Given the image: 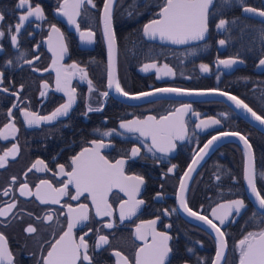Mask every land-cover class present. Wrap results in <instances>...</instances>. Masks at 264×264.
I'll return each instance as SVG.
<instances>
[{"label": "flooded vegetation", "instance_id": "af4514ba", "mask_svg": "<svg viewBox=\"0 0 264 264\" xmlns=\"http://www.w3.org/2000/svg\"><path fill=\"white\" fill-rule=\"evenodd\" d=\"M17 2L18 0H0V11L5 14V20L0 22V31L5 33L0 37V73H3L0 77V130H4L7 124H14L16 129L7 140L0 138V155L13 144L18 149L14 157L9 156L6 165L0 168V208L12 202L16 204L7 217H0V233L7 239L14 264H39L50 244L67 229L68 208L65 205L79 208L80 204L88 205L89 220L73 231L77 238L88 233L85 239L89 244L88 254L92 258V264H117L118 258L113 254L116 251L127 256L131 264L136 250L144 243L137 239V225L157 217L159 220L156 230L167 232L172 237L169 241L172 248L171 264H213L215 237L211 231L182 212L178 199L180 181L195 153L212 136L237 131L247 137L243 125V121H246L226 103L215 99L159 97L131 103L117 99L108 88L109 67L101 18L104 0H92L95 7L86 2L82 5L80 15L76 17L80 31L57 11L63 0H30L33 6L40 5L45 19L36 20L31 17L19 33L15 32V24L25 10L16 9ZM162 2L163 0L113 2L115 79L124 91L135 94L156 88L218 89L233 94L264 117V66H259V60L264 58V20L242 12L244 7L264 10V0H244L243 4L240 0H214L209 9V31L205 39L182 46L155 42L144 34V25L157 18ZM221 19L227 23L223 29H217L216 25ZM51 25H55L63 34L67 52L62 59L59 56L58 36L51 32ZM88 31L95 33L92 43L80 38V32ZM11 35H17L16 45L12 44ZM220 40H224L225 44L220 45ZM54 52L57 53L55 56ZM230 58L237 60L231 68L217 63L218 60ZM202 63L209 65L208 72L201 71L199 66ZM73 64L78 67L73 69L70 67ZM146 64H155L156 67L144 71ZM164 65L172 69V75H163ZM81 68L87 73L86 76L79 71ZM157 69L162 71L158 73ZM57 71L60 72L63 91L57 89ZM45 83L47 88L43 87ZM5 88L8 89L7 92L3 91ZM70 90H74L75 99L67 115L50 122L41 121L39 125L29 126L26 123L24 111L49 116L60 105L68 102L66 92ZM105 91L109 95L101 96L100 93ZM41 92H44L43 96ZM183 104L191 105V110L184 116L187 135L184 140L176 141V148L167 154L156 152L155 149L148 151L151 146L150 138L120 128V123L124 121L143 120L148 116L159 119ZM89 107L100 108L101 111L89 112ZM209 119L219 120L220 123L206 129L196 127L201 120ZM107 131H111L112 135L104 136L103 133ZM257 132L264 135L258 130ZM93 140L104 143L105 147L100 149V153L110 162L126 160L125 175L144 177L145 183L136 195V199L143 200L144 203L135 215L120 219V205L129 198L115 187L107 197L112 206L111 216H97L87 193L78 200H72L70 197L76 194L73 185H69V195L62 197L59 204H41L34 195H20L21 185L24 183L33 192L41 180H48L54 187H62V182H66L68 177L60 174L59 165H64L66 172L71 171V158L84 148L94 147L91 144ZM249 142L251 143L250 140ZM232 143L235 142H221L207 155L191 174L184 193L188 206L193 211L208 216L218 226L219 222L210 214L211 208L227 199L244 200L246 208L241 210V214L237 216L233 213L225 225L221 226L227 241L221 264H239V240L248 231H258L264 227L261 211L254 207L245 194L243 182L242 192L235 190L238 188L235 183L238 182L239 170L233 162L231 165L226 161V167L222 168L214 166L215 170L212 172L202 169L209 158L212 162L224 161L223 152ZM133 147L139 148L140 153L129 159ZM37 160H43L47 169L28 171ZM172 165L176 167L169 172ZM260 169L258 164L256 167L255 160V182L259 191L261 184L264 186ZM240 175L243 181V160ZM218 176L220 179H217ZM221 181L224 182L222 188L228 191L227 195H223L220 188H217L218 192H206L203 189V185L207 186L209 182L221 184ZM44 187L41 186L42 189ZM5 190L7 195L3 194ZM157 193L160 195L157 196ZM214 195H217V199ZM261 195L264 194L261 192ZM128 206L125 205V209ZM173 208L176 209L175 212H171ZM165 209L169 210V215L164 214ZM253 213L257 214L254 219ZM49 214L53 216L50 222L44 220ZM109 223L113 225L111 228L106 227ZM29 225L37 231L27 233L25 229ZM146 228L145 225L141 230ZM100 235L107 236L109 243L96 248Z\"/></svg>", "mask_w": 264, "mask_h": 264}, {"label": "snow or ice", "instance_id": "6c2138e0", "mask_svg": "<svg viewBox=\"0 0 264 264\" xmlns=\"http://www.w3.org/2000/svg\"><path fill=\"white\" fill-rule=\"evenodd\" d=\"M95 4L92 0H63L57 9L60 15L67 17L68 23L76 26V30L80 31V26L76 22V17L80 15V9L84 3ZM213 0H163L159 5V12L157 18L152 19L148 24L144 25V34L151 39L159 38L161 41H167L176 45L188 44L192 41H202L205 39L206 34L209 31V8ZM244 0H240L243 4ZM112 4L113 0H104L103 9V36L107 41L108 55H109V78L108 88L115 86L116 92L120 95L129 97V93L124 91L119 81L115 79L114 67H115V49H116V34L112 27ZM16 9H24L25 11L19 15L18 22L15 24V32L19 33L21 28L24 26L26 21H29L31 17H35L36 20L45 19L43 9L39 4L33 6L30 0H18L15 5ZM244 12L256 13L260 17H264V10H258L252 7H244ZM5 20L4 12L0 11V22ZM226 20L221 19L216 25L217 29H223ZM11 31V28L9 29ZM51 32L57 34L59 40V56L62 59L64 53L67 52L66 46L63 44V34L60 33V29L55 25H51ZM5 33L0 31V37H3ZM95 33L92 31L80 32V38L82 41L92 43L94 40ZM52 35H49V41H51ZM11 42L13 45L17 43V35H11ZM220 45H224L225 41L220 40ZM54 56L57 54L53 53ZM31 64V61H26ZM242 62V61H240ZM9 64L11 61L8 62ZM219 65H223L225 68H231L237 63L236 59H221L218 60ZM53 64H56V60H53ZM259 66H264V58L259 60ZM73 69L78 66L76 64L71 65ZM155 64L145 65L144 71L149 68H155ZM202 72H208L209 65L200 64ZM163 75H172V69L164 65ZM79 71L86 76L87 73L84 69ZM161 69H157V72H161ZM3 73H0V77ZM159 78V76H158ZM2 82V81H0ZM89 83V90L91 91V81ZM44 88L48 85L45 83ZM57 89L63 91L60 85V72L57 71ZM7 92L8 89H3ZM155 92L159 93H176L177 95H210L218 94L221 96H227L229 100L233 101L237 108H244L255 117L256 120L264 124V117L257 115L251 108L248 107L242 100L236 96L229 95L227 92L218 91L211 89L208 91H191L180 88H158ZM68 102L60 105L56 108L49 116H38L34 112L24 111L23 115L26 123L29 126L39 125L41 121L50 122L55 120L59 116L68 114L74 102V90L67 91ZM16 95V93H12ZM44 92H41V96ZM101 96L107 97L109 93L107 91L100 93ZM154 95V92H142L138 95L131 96V99H139L145 96ZM16 107V105H13ZM191 110L190 104H183L180 108L175 109L173 112L167 115H162L157 119L155 116H148L143 120H130L120 123V128L125 129L127 132L139 133L141 137L150 138L151 146L148 151L160 153H169L176 148V141L184 140L187 135V129L184 122V116ZM88 111H101L100 108L93 109L88 108ZM199 115L198 113H193ZM9 115H11V109H9ZM219 120L209 119L201 120L196 125L197 128H208L211 125L219 124ZM11 130L10 132L8 130ZM15 125L7 124L4 130H0V138L7 140L9 135L15 133ZM98 131V130H97ZM104 136L112 135L111 131L103 133ZM222 136H239V139L244 143L245 149V167H244V179L247 182V186L250 189L251 194L255 197L261 211V222H264V195H261V191L257 189L255 182V170L253 165V153L252 146L248 140L236 132H223L217 136H212L203 148L199 152H205L209 149L213 143L219 140ZM94 147L84 148L81 152L71 158V171H65L64 165H59L60 174L67 176L66 182H62L63 186L60 188L54 187L48 180H41L36 185V191L33 192L29 189L27 183L21 185L20 195L21 196H35L41 204H59L62 197L69 195L68 187L73 185L75 187V195L70 198L72 200H78L80 196L87 193L92 204L95 206L97 216H111L112 206L108 203V193L115 188H119L121 192H124L128 196L127 201H123L120 205V219L124 220L130 218L136 214L137 209L144 203L143 200L136 199V195L140 192L141 186L145 183L143 176H127L125 175L124 165L125 159H119L115 163L110 162L105 156L101 155L100 149L105 147L102 141H91ZM18 151L15 144L6 151L3 155H0V168L4 167L7 163L9 156L15 155ZM140 149L133 147L131 149V156L129 159L138 156ZM206 154V153H205ZM199 155V153H197ZM199 159H203V156H199ZM199 163V160L194 156L192 164L189 165L188 172H185L184 176L188 177L190 172L194 171L193 165ZM42 166V167H38ZM176 165H172L168 169L172 172ZM36 169L42 171L47 169V165L43 160H37L28 171ZM261 178H264V173H261ZM217 179H220L218 176ZM15 181V177H13ZM45 186L43 189L41 186ZM187 189V183L182 177L180 181V192L178 195L179 206L183 211L190 217H194L196 220L203 221L205 224L215 232L216 242V258L213 264H221V259L224 255V251L227 247V241L225 239V232L221 230V226H224L226 221L230 217L240 215L241 210L246 208L243 199H234L225 203H220L212 209V216L219 222V226L213 222V219H209L206 215H201L196 211H193L187 203L185 198V191ZM7 195L8 192L5 190L3 193ZM160 194L157 193V196ZM125 205H129L125 209ZM16 207L15 202L7 204L6 207L0 208V217H7L12 209ZM68 208L67 213V229L59 235L58 239L50 244L46 255H43L39 264H92V258L88 254L89 244L85 239L88 233L79 236L78 238L74 234V229L83 224V222L89 220L88 205L80 204L79 208H73L71 205H65ZM176 209H171V212H175ZM165 215H169V210L165 209ZM256 213H253L252 219L256 217ZM53 216L51 214L44 217L45 221H52ZM159 217L154 220L142 222L141 225H137L136 236L137 239L144 241L143 246L139 247L134 255V261L131 264H171L170 253L172 248L169 246V241L172 239L167 232H158L156 230V224ZM147 228L142 231L144 226ZM111 223L107 224L106 227L111 228ZM171 227V225H168ZM25 231L27 233H34L37 229L29 225ZM91 231V229H89ZM149 236L151 241L149 242ZM109 243L108 237L100 235L96 242L95 247L100 248L102 245ZM237 247L239 248V264H264V227H261L258 231H248L242 239L239 240ZM192 251V249H188ZM118 259L117 264H130V260L127 256H124L121 252L116 251L113 253ZM0 264H14V257L12 252L8 248L6 237L0 233Z\"/></svg>", "mask_w": 264, "mask_h": 264}, {"label": "water", "instance_id": "95a60500", "mask_svg": "<svg viewBox=\"0 0 264 264\" xmlns=\"http://www.w3.org/2000/svg\"><path fill=\"white\" fill-rule=\"evenodd\" d=\"M214 1V0H213ZM114 2V0H113ZM213 4V2H212ZM212 4L210 5V7L212 6ZM113 6V4H112ZM103 9H104V4H103V7H102V11H101V18H103ZM210 9V8H209ZM244 9V8H243ZM243 14L244 15H247V16H250V17H253L255 19H261V20H264V17H260L258 14L256 13H247V12H244V10H242ZM148 24V23H147ZM102 27H103V19H102ZM146 36V35H145ZM207 36V34H206ZM149 40H152V41H155V42H159V43H162V44H167V45H172V46H182V45H176V44H172L170 42H167V41H161L159 40V38H156V39H151L149 38L148 36H146ZM103 41H104V47H105V50H106V60H107V64H108V67H109V55H108V47H107V41L105 40L104 36H103ZM195 42H198V41H192V42H189L188 44L190 43H195ZM183 45H186V44H183ZM115 56H116V49H115ZM114 60H115V57H114ZM110 71V69H109ZM114 76H115V67H114ZM158 89V88H156ZM181 89V88H180ZM185 90H191V91H208V90H211V89H185ZM218 90V89H216ZM110 91L112 92V94L119 100L123 101V102H128V103H131V102H137V101H142V100H147V99H154V98H159V97H172V98H180V99H189V100H192V99H215V100H220V101H223L224 103H226L232 110H234L242 119H244L247 123H249L253 128H255L256 130L264 133V124H261L260 121L256 120L255 117L252 116V114L250 112H248L246 109L244 108H237L235 103L231 100L228 99L227 96H221V95H218V94H210V95H177L176 93H159V92H155V89H151V90H146V91H141V92H138V93H135V94H129V97H125V96H122L120 95L118 92H116L115 90V86H113ZM218 91H223V90H218ZM142 92H154V95H151V96H145V97H141L139 99H131L130 97L131 96H135V95H138L139 93H142ZM223 92H226V91H223ZM229 93V92H227ZM229 95H233L231 93H229ZM234 96V95H233ZM239 99V98H238ZM249 107V106H248ZM250 108V107H249ZM253 111V110H252ZM255 112V111H254ZM256 113V112H255ZM257 114V113H256ZM258 115V114H257ZM260 116V115H259ZM229 132H235V131H229ZM236 133H239L241 136H244L246 139L247 137L245 135H243L242 133L240 132H237ZM220 134V133H219ZM219 134H216L215 136L219 135ZM211 139V138H210ZM209 139V140H210ZM248 140V139H247ZM224 141H233L235 142L236 144L239 145L241 151H242V160H243V186H244V190H245V194L248 196L249 200L251 201V203L254 205V207L256 209H258L259 211H262L259 209V206H258V203L256 202L255 200V197L251 194L250 192V189L248 188L247 186V182L246 180L244 179V167H245V162H246V158H245V149H244V143L243 141H241L239 139V136H222L219 140L215 141L213 143V145L205 150V152H199L200 149L203 148L204 144H206L207 142H205L200 148L199 150L195 153V157L199 160V163L196 164V165H193V168L196 170V168L202 163V161L207 157L208 154H210V152L221 142H224ZM249 142V140H248ZM250 143V142H249ZM251 144V143H250ZM197 153H199V155H197ZM206 153V154H205ZM252 153H253V148H252ZM193 156V157H194ZM199 156H203V159H199ZM192 160L193 158L191 159L190 161V164H192ZM189 164V165H190ZM253 165H254V170H255V158H254V153H253ZM189 170V166L188 168L186 169V172H188ZM194 170V171H195ZM190 172L189 176L188 177H185L183 175V178L185 179L186 183L188 184V181H189V178L191 176V174L194 172ZM185 174V173H184ZM234 199H241V198H233V199H227V200H223V201H220L218 202L217 204H215L211 210H210V214L212 215V209L214 207H216L218 204L220 203H225L227 201H230V200H234ZM182 212L184 213V215H186L189 219L201 224L203 227L207 228L209 231H211L215 237V232L210 228V226H208L207 224H205L203 221H199V220H196L194 217H190L188 216L184 211L183 209H181ZM217 247V246H216ZM225 252V251H224ZM224 256V255H223ZM216 258V252H215V256H214V260ZM223 258V257H222ZM222 260V259H221ZM214 262V261H213Z\"/></svg>", "mask_w": 264, "mask_h": 264}, {"label": "trees", "instance_id": "16d2710c", "mask_svg": "<svg viewBox=\"0 0 264 264\" xmlns=\"http://www.w3.org/2000/svg\"><path fill=\"white\" fill-rule=\"evenodd\" d=\"M243 125H244V132L248 134V136L250 137V141L251 144L253 146L254 149V154H255V160H256V167L257 164L258 166L261 168L260 169V173H264V135L261 133H258L257 130L255 128H253L249 123L244 122L243 121ZM222 158L224 159V161H214L212 162L210 160V158L205 162V164L203 165V170L207 171V172H212L215 169L213 168L214 166H218L220 168L222 167H226V161H229L232 165V162L235 164L234 166L239 170V176L237 178V181L235 183V185H238V188L235 189L239 192H242V180H241V175H240V171H241V165H242V152L241 149L238 147L237 144L232 143L229 145V147L226 149V151L223 152ZM227 171V169H226ZM264 180V178H262ZM224 181V179H223ZM213 183V184H212ZM221 184H217L214 182H209V184L203 185V189H205V191H212V192H218V189L220 188L221 191L223 192V195H225L228 191L227 189H223L222 187L224 186L223 183L224 182H220ZM264 183V182H263ZM232 186V184H231ZM218 188V189H217ZM219 189V190H220ZM233 190L229 189V191ZM260 190L261 192L264 194V186H260ZM211 194V193H210ZM228 194V193H227ZM226 194V195H227ZM215 199H217V195L215 196Z\"/></svg>", "mask_w": 264, "mask_h": 264}, {"label": "bare ground", "instance_id": "6f19581e", "mask_svg": "<svg viewBox=\"0 0 264 264\" xmlns=\"http://www.w3.org/2000/svg\"><path fill=\"white\" fill-rule=\"evenodd\" d=\"M248 137V136H247ZM249 139V138H248ZM250 140V139H249ZM252 148H253V146H252Z\"/></svg>", "mask_w": 264, "mask_h": 264}]
</instances>
